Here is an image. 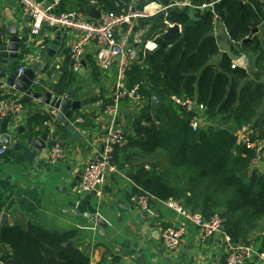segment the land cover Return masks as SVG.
<instances>
[{"label":"crops","instance_id":"obj_1","mask_svg":"<svg viewBox=\"0 0 264 264\" xmlns=\"http://www.w3.org/2000/svg\"><path fill=\"white\" fill-rule=\"evenodd\" d=\"M246 1L254 6L262 20L257 33L264 38V0ZM146 6L147 15L121 25L117 32L120 38L127 37L129 46L137 50L138 57L134 62H143L142 54H148L155 47L156 39L165 38L166 31L178 24L169 23L164 32L155 27L158 15H166L171 9L178 8L172 5V0H152ZM188 10L192 22L211 12L205 7ZM84 15L89 16L88 13ZM12 25L21 46L19 51L0 50V100L15 95L22 101L25 111L22 115L0 119V137L9 139L6 152L0 156V225L21 224L29 228L39 224L49 230H75L69 241L88 252L91 264H226L231 237L225 229L206 235L198 226L190 224L177 251H170L164 245L161 227L176 225L184 217L168 206V200L151 197L148 206L142 207L133 199L135 184L128 175L131 167L139 164L149 168L150 157L137 155L133 150L132 158H121L118 171L104 175L100 194L79 190L85 165L103 151L106 132L116 126L131 130V118L140 113L145 100L118 97L121 58L114 57L110 67H102L97 60L99 47L95 43L85 51V65L81 63L75 70L70 46L80 36V31L45 24L38 34L32 35V20L27 18L19 1L11 5L10 0H0V29L5 40ZM181 31L182 25L178 32ZM215 34L221 55H229L234 64L245 55L253 62L252 70H256L257 60L245 54L217 23ZM260 64L264 65V59ZM33 67L37 69L30 87L41 97L48 93L50 99L73 94V99L86 101L77 109L67 104L68 124L59 118L58 109H52L27 90L15 89L8 84L10 78L18 79ZM21 68L25 70L19 73ZM72 68L75 71L73 79L64 81ZM99 100L114 108L101 112L97 105ZM163 102L165 105V100ZM205 122L211 123L206 119ZM69 124L79 133L78 138L74 137ZM44 134H47L46 139ZM30 137L45 146L33 145ZM54 142L60 143L65 152L56 162L50 160ZM257 168L264 173V159ZM4 213L7 214L5 224L2 223ZM93 216L105 219L107 226L93 221ZM243 264H264V261L253 255Z\"/></svg>","mask_w":264,"mask_h":264},{"label":"trees","instance_id":"obj_2","mask_svg":"<svg viewBox=\"0 0 264 264\" xmlns=\"http://www.w3.org/2000/svg\"><path fill=\"white\" fill-rule=\"evenodd\" d=\"M94 1L61 0L57 11L87 14L91 5L118 15L131 10V0ZM151 1L138 0L132 6L143 10ZM210 1L192 0L195 5ZM217 10L233 42L257 60L256 70L233 67V59L220 54L212 12L194 22L188 8L158 15L155 27L161 32L169 23L182 25L183 31L174 32L166 47L163 36L156 39L155 47L142 54L143 62H133L126 70L127 86L139 84L145 102L132 116L131 130H125L127 142L115 146L114 161L132 158L133 150L150 157L149 168L142 163L128 173L135 184L133 196L146 194L148 203L151 197L175 199L206 218L218 213L232 241L257 245L261 251L264 173L251 167L255 152L238 143L236 131L249 124L264 137V38L257 33L245 41L262 20L246 0H219ZM182 37L184 42H179ZM74 72L72 68L64 81H71ZM155 92L165 100L157 110L152 108ZM173 96L203 103L210 125L194 130L190 121L196 110L178 108ZM107 104L103 101L99 110ZM251 231L259 232L257 237L251 239ZM74 235L75 230H49L39 224L0 225V259L5 264H91L87 251L68 244Z\"/></svg>","mask_w":264,"mask_h":264},{"label":"built area","instance_id":"obj_3","mask_svg":"<svg viewBox=\"0 0 264 264\" xmlns=\"http://www.w3.org/2000/svg\"><path fill=\"white\" fill-rule=\"evenodd\" d=\"M18 1L23 12L32 16V25L30 29V33L32 35L38 34L45 24L80 31V36L74 40L70 46V58L73 62L75 70H78L81 67V62L87 47L91 43H95L99 47L97 60L102 67H110L114 57L121 58L122 71L120 75L118 97H128L139 101L145 100V97L139 92V84H135L132 88H129L125 82V72L137 59L138 52L135 48L129 46L127 37L122 36L120 38L117 35V32L121 25L130 23L132 19L136 17L147 15L149 12V10L146 9L148 8L147 6H145L143 10H132L134 7L132 5L138 0H131V10L128 14L118 15L113 11L101 10L100 17L96 19L84 15L76 10L59 13L57 11V5L61 0ZM218 1L219 0H213L201 5H195L192 0H172V5L178 8H209L213 13L214 23H217L228 33V30L224 22L221 20L218 10L216 9ZM93 3H95L94 0ZM236 65L237 64L235 62L233 67ZM24 70L25 68H21L19 73H22ZM35 84H38V81H35ZM173 101L178 108L196 110V114L190 121V125L194 130L210 125L205 122V119L208 120V118L205 113L206 107L203 103H197L191 97L178 96H173ZM102 102V100H99L97 105L101 107ZM113 108L114 106L108 105L104 110L110 111ZM24 111L25 106L15 95L4 96L1 98L0 119L9 115H22ZM259 134V130L254 129L253 126L249 124L242 125L236 131L238 143L244 145L248 149H252L255 152V156L251 161V167H258L260 162L264 159V137H261ZM125 142L126 138L124 127H112L106 132V135L103 138V151L96 159L87 163L83 169L79 185L80 191H97L99 194L101 193L100 187L104 180V175L109 172L118 171V164L114 161V148L116 145H122ZM5 152L6 146L0 148V156H2ZM64 155L65 152L60 143L57 142L51 147L50 160L52 162H56ZM97 185H99L98 189H96ZM133 199L137 200L144 208L148 206L149 198L146 194L135 195ZM167 204L184 217V220H181L176 225H166L161 227L164 245L170 251H177L179 249L190 224L198 226L206 235H210L213 232L222 229L224 226V218L218 213L212 215L210 218H206L201 213L193 212L184 207V205L175 199H168ZM253 255H256L259 260L264 261V249L259 251L255 248L254 244L234 242L230 240L225 257V263L243 264ZM0 264L5 263L0 259Z\"/></svg>","mask_w":264,"mask_h":264},{"label":"water","instance_id":"obj_4","mask_svg":"<svg viewBox=\"0 0 264 264\" xmlns=\"http://www.w3.org/2000/svg\"><path fill=\"white\" fill-rule=\"evenodd\" d=\"M18 0H10V4L11 5H15L17 3ZM52 1V0H49ZM136 7L134 6L132 8V10H135ZM88 14L90 17L92 18H96L98 19L100 17V10L94 6L91 5L88 8ZM27 18L32 20V16L31 15H27ZM180 31V25L175 24L172 27H170L166 33H165V38L163 41V45L167 46V41L168 38L172 35V33L174 32H178ZM259 31L258 27H255L252 32L250 33V35L245 39V41H249L252 39V37ZM3 34V30L0 29V50H10V51H19L20 49V44H21V40L17 35V30L14 28V26H11L10 31L8 32L7 36H6V40L7 42H5L6 40L3 38L2 36ZM183 38L180 39V42H183ZM227 40V39H226ZM83 65H85L84 61L82 60L81 62ZM236 64L242 67H245L249 70H252L254 68L253 62L252 60L245 56V55H241L237 60H236ZM37 68L33 67L32 69L27 70L26 72L24 71L23 74H21L18 79L15 78H10L8 81V84L13 86L15 89H24L27 90V92H29L32 96H34L35 98L41 99L44 103L48 104L52 109H58L60 111L59 113V118L67 121L66 117L67 115V110H69L68 105L70 104L69 107H71L72 109H77L79 108V106L82 104H84L86 101H82V100H76L73 99V94L65 97V98H60L58 96H53L51 99L48 97V95L50 93H48V95H44V97H41L40 93L35 91L33 88H31V84H32V80L34 79V74H35V70ZM164 106V102L161 99V97L159 96L158 92H155L153 94L152 97V108L154 110L159 109L160 107ZM77 116V115H76ZM68 124V121L67 123ZM69 129H72V131H74V127H72L71 124L68 125ZM74 137L78 138L80 135L78 132L74 131ZM43 138L46 139L47 138V134L43 135ZM29 141L33 144L36 145L37 147H43L45 145L40 146L38 143L34 142L32 140V137L29 138ZM9 144V139L5 138V137H0V148H2L3 146ZM99 188V185L96 186V189ZM2 223L5 224L6 219H7V214L4 213L2 216ZM92 220L99 223L100 225H103L104 227L107 226V222L105 221V219H103L100 216H93ZM224 229V227L222 228ZM68 244L70 245L71 242L68 241Z\"/></svg>","mask_w":264,"mask_h":264},{"label":"rangeland","instance_id":"obj_5","mask_svg":"<svg viewBox=\"0 0 264 264\" xmlns=\"http://www.w3.org/2000/svg\"><path fill=\"white\" fill-rule=\"evenodd\" d=\"M257 130H260V129H257ZM255 231H251V233L249 234V237L251 238V239H253V238H255V237H257V234L259 233V232H255Z\"/></svg>","mask_w":264,"mask_h":264},{"label":"bare ground","instance_id":"obj_6","mask_svg":"<svg viewBox=\"0 0 264 264\" xmlns=\"http://www.w3.org/2000/svg\"><path fill=\"white\" fill-rule=\"evenodd\" d=\"M224 227V226H223Z\"/></svg>","mask_w":264,"mask_h":264}]
</instances>
